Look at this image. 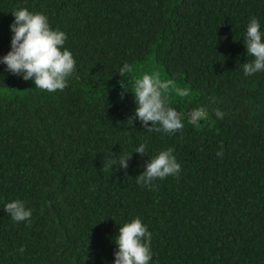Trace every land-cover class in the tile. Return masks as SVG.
I'll return each instance as SVG.
<instances>
[{"label": "trees", "instance_id": "16d2710c", "mask_svg": "<svg viewBox=\"0 0 264 264\" xmlns=\"http://www.w3.org/2000/svg\"><path fill=\"white\" fill-rule=\"evenodd\" d=\"M22 8L67 35L76 70L49 93L0 62V264H115L119 229L136 218L150 264H264V71L243 72L264 0H0V61ZM155 72L190 92L168 97L175 133L135 117L130 83ZM198 107L207 116L194 124ZM170 148L178 176L137 183ZM119 154H133L129 167L104 171ZM15 200L30 221L5 211Z\"/></svg>", "mask_w": 264, "mask_h": 264}, {"label": "clouds", "instance_id": "9594fccd", "mask_svg": "<svg viewBox=\"0 0 264 264\" xmlns=\"http://www.w3.org/2000/svg\"><path fill=\"white\" fill-rule=\"evenodd\" d=\"M12 15L15 17V22L11 25V31L14 33L11 42L12 50L0 62L7 65L9 72L22 76L25 81L34 80L36 89L49 93L63 91L67 87L68 78L76 70L73 54L64 48L67 35L60 30H53L44 14L33 13L27 8H22L14 11ZM244 43L248 56L253 57L251 62L243 64L244 75L250 76L264 71V34L256 18L250 19ZM132 71V67L125 64L119 75L125 77ZM130 84L137 104L135 117L145 127L149 122L152 123L153 127L148 128V131L175 133L184 128L181 114L168 106V97L172 91L181 98L187 97L190 95L188 89L174 87V82L162 79L159 72L145 73ZM121 87L126 88L127 85L121 82ZM216 115L223 118V113L219 111ZM206 116L207 110L198 107L190 114V120L195 124ZM129 122L132 123V120L130 119ZM156 125L160 127H155ZM145 151L146 146L141 144L134 153L144 155ZM173 152L174 149L170 148L161 151L151 159L144 173L136 178L137 183L151 186L157 178L178 176L181 165ZM132 155L119 154L118 160H106L102 169L108 171L118 164L119 169L126 170ZM217 155L222 157L223 152H218ZM5 211L18 223L30 221L32 217L31 210L27 209L20 200L7 203ZM151 239L152 234L141 219L136 218L125 223L120 227L116 237L118 252L115 253V264H150ZM20 251L23 253L24 248L22 247Z\"/></svg>", "mask_w": 264, "mask_h": 264}]
</instances>
